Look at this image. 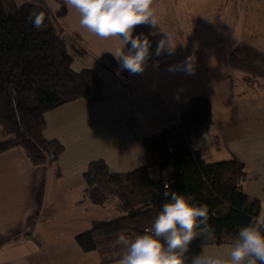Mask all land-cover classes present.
<instances>
[{"label": "crops", "instance_id": "1", "mask_svg": "<svg viewBox=\"0 0 264 264\" xmlns=\"http://www.w3.org/2000/svg\"><path fill=\"white\" fill-rule=\"evenodd\" d=\"M15 1L40 4L62 38L95 53V67L84 69L97 72L104 88L95 103L77 99L44 114V138L63 146L59 175L52 165L32 166L19 147L0 153V264H117L75 242L93 221L113 214L114 201L87 187L82 175L97 160L112 174L147 166L142 140L177 125L197 94L208 96L213 125L194 141L195 150L207 162L242 163L243 192L261 203L264 219V0H153L157 26L139 25L133 33L151 43L141 74L122 70L112 54L116 41L81 28L79 14L63 0ZM165 33L176 49L157 57ZM188 56L195 58L194 75L168 71Z\"/></svg>", "mask_w": 264, "mask_h": 264}, {"label": "trees", "instance_id": "2", "mask_svg": "<svg viewBox=\"0 0 264 264\" xmlns=\"http://www.w3.org/2000/svg\"><path fill=\"white\" fill-rule=\"evenodd\" d=\"M36 8L45 14L42 28L28 20ZM73 58L48 12L31 1L0 0V153L19 147L32 166L52 165L59 175L58 159L63 146L43 136L44 114L60 105L83 99L95 103L103 95L102 77L91 69L75 71ZM213 118L207 95L197 94L186 102L179 123L142 140L147 166L112 174L101 160L91 162L82 178L105 199L114 201L115 215L95 220L77 234L83 252L117 244L118 236L143 234L166 202L168 191L189 194L193 203L206 204L215 239H195L189 261L206 245L231 244L241 227L260 218L261 203L243 192L248 178L235 158L207 162L194 148V141L207 135ZM122 255V254H121ZM121 255H109L116 260Z\"/></svg>", "mask_w": 264, "mask_h": 264}, {"label": "clouds", "instance_id": "3", "mask_svg": "<svg viewBox=\"0 0 264 264\" xmlns=\"http://www.w3.org/2000/svg\"><path fill=\"white\" fill-rule=\"evenodd\" d=\"M63 3L79 14L81 28L102 40L116 41L112 54L122 70L130 74L145 71L152 55L151 43L143 33L135 36L133 33L139 25L157 26L153 0H63ZM27 18L40 29L45 14L33 8ZM175 49L172 35L165 33L157 43L155 55H172ZM178 70L194 75V56L168 67L169 72ZM164 188L166 202L151 226L131 239L124 233L119 234L117 243L123 246V252L117 264H264V219L251 220L241 227L226 249H203L189 261V249L195 239H215L208 206L193 203L189 194L168 191L167 184Z\"/></svg>", "mask_w": 264, "mask_h": 264}, {"label": "rangeland", "instance_id": "4", "mask_svg": "<svg viewBox=\"0 0 264 264\" xmlns=\"http://www.w3.org/2000/svg\"><path fill=\"white\" fill-rule=\"evenodd\" d=\"M66 41V46H67V37L63 38ZM84 44L82 43H78V42H70L68 43L67 49L69 47V50L71 51V53L74 55V60H73V69L78 71L81 69H84L85 67H90L93 65V67H95V53H91L89 51L84 52L83 49ZM83 48V49H82ZM68 50V51H69ZM109 206H105V208H108ZM110 213H113L110 217L114 216L115 213L113 211V209H110ZM100 252L102 253L103 256H100L99 253L97 251L94 252L95 254V258H106L109 255L112 256H117V255H121L123 252V246L120 244H111L109 246H107L106 244H104L101 248H100Z\"/></svg>", "mask_w": 264, "mask_h": 264}]
</instances>
